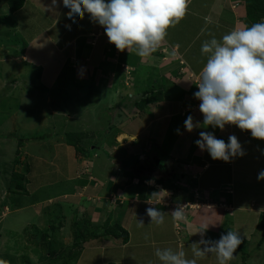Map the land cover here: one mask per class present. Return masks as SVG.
<instances>
[{"label": "rangeland", "instance_id": "1", "mask_svg": "<svg viewBox=\"0 0 264 264\" xmlns=\"http://www.w3.org/2000/svg\"><path fill=\"white\" fill-rule=\"evenodd\" d=\"M4 1L0 0V2ZM34 1L36 4L32 3L27 6L25 13L17 14L15 21L10 22L8 27H4L0 19V264H160L155 256V251L158 248L183 250L187 258L192 259L193 254L190 245H185L183 248L181 246L188 241L186 238H190L193 243L200 241V239H197L196 235L187 237L186 223L174 221L171 212L175 210L178 204L184 205L185 203H189V206L185 208L186 216L195 214L194 210L206 209L204 207H208L211 211L218 207L223 211L231 210V205L227 200L230 197L227 196L233 193L232 185L229 184V186L222 188V191L217 186H211V189L208 187L204 190L200 180L202 176L193 170L199 163L197 156L204 154L205 150L201 151L199 147H194L195 150L192 149V154L195 156L192 158L194 162L187 161L184 164L185 170H183L188 171L184 176L180 173L178 175L176 173L169 174L167 169H161L162 167L151 170L150 166H153L151 162L148 166L141 161L136 164L134 171H138L140 176L151 173L155 178L164 177L166 181L174 182L180 192L179 194L176 192L173 196L165 194L161 198L158 194L156 197H152L151 193L158 191L150 189L151 187L156 188L155 185L158 182L155 178L151 184H142L140 178L137 177L139 186L135 189V185L129 186L127 184L128 178L123 176L122 171L119 170L123 158L131 159L133 157H126V151L130 147H141L139 144L136 146L134 136L124 135L123 132L136 133L139 128L141 129L140 123H143L141 124L143 126L149 123L150 119L154 118V114L147 110L141 114L142 116L138 115L136 118L138 121H136L134 116L139 113V110H135L134 105L131 106L126 101L129 98L133 101L128 90L125 94H119L117 91L118 80L121 79V83L124 85L128 75V80L130 79L128 82L133 80V75H135L136 81L140 82V85H144L141 81H147L148 85L150 84L149 89L160 94L163 92L161 88L165 87L160 88V86L167 85L166 80L168 79L160 76L162 82L159 83L158 78L154 77H158V74L153 75L156 73L153 68L156 67L160 72L159 74L165 73L171 62L164 64L163 61L166 60L161 56L152 55L141 58L134 52L129 53L127 50L121 52L116 49L114 44L108 42V47L102 56V49L96 50L91 58V52L87 51L89 58L86 59L85 55L88 54H84V57H77V61L71 57L68 59L63 56L65 64L62 62L63 71L59 72L60 77L58 79L74 76L75 71H77L76 76L78 75L79 79L74 78L75 83H73L74 79H70L68 88L62 87V83L57 82V88L55 87L54 91H50V94L48 88L38 86L40 73L33 66L37 64L28 59L25 60L29 63L12 60L14 56L21 53L25 40L38 35L43 28L51 26L54 20L51 12H42V7L38 6L44 0ZM197 1L199 0L193 2L191 0L190 8H193ZM203 3H205L206 10L212 8V13L215 9L214 6L212 7L213 1L203 0ZM2 4L0 3V15L8 11L7 7L2 6ZM66 13L60 20L61 23L57 21L59 27H64L63 30L67 29L65 24L68 20ZM208 18L210 22L204 21L205 28L203 31L200 29L202 27H197L192 31L194 34L200 32L192 44L193 47L189 49L192 50V53L204 33L206 36L217 31L218 27L212 24L213 19ZM91 22L86 13L84 18L78 21L77 29L83 28L85 30ZM91 32H87L81 37H85L89 44H97L98 31ZM51 33L52 31H50ZM4 34H9L10 42L17 46L12 52H8L9 49L3 47L4 44L2 43H5ZM42 37H39L38 43L46 45V53L48 51L51 57L50 66L44 67L47 76L51 77L56 72L57 67L59 68L62 60L59 61V57H56L57 48ZM52 37L57 39L60 48L67 42L70 35L65 34L64 36L61 32L57 36L52 34ZM43 47L42 49H45ZM65 49L67 48L61 51L64 52ZM75 54L73 51L72 55ZM198 54L199 48L195 51V55L198 56ZM99 56L101 57L99 58ZM142 59H149V63L141 62ZM72 62L76 63L73 68ZM106 64H108V68L105 70ZM101 65H103L102 70L100 69ZM140 66H142L141 69ZM137 69H140L139 74H134L133 72L136 73ZM71 70H73L72 75L70 74ZM145 70L152 72V75L145 73ZM165 75L169 77L170 73ZM189 76L194 82L198 81V75L190 73ZM80 78H88L89 81ZM155 82L156 85H153L152 88L151 85ZM145 88L146 86L140 88L137 86V88L132 89L135 96L141 98V93ZM186 112L187 115L193 111L189 109ZM180 117L182 115L178 112L175 116L164 119L162 123L160 120L158 122V125L161 123L159 127L150 124L152 127L150 131L159 132L150 136L146 131L144 136H140L149 150L148 157L154 160V156L158 155L162 160L160 166H166L169 161L164 162L163 158L168 154L163 156L162 153L169 147L167 141L175 137L176 130L180 128ZM131 118L134 124L131 123L128 126ZM210 127L208 126L206 129L208 130ZM68 132L77 133V139L80 138L78 139L79 147L83 149V155L82 152L77 151V147L72 145H70L73 150L72 154L62 150V148L67 147L65 134ZM164 132L166 135H171L170 138L165 134L162 135ZM205 153L209 158V153L207 151ZM75 156L76 158L81 156L80 159H85L79 163L78 176L79 178L86 177L85 180L74 178L71 180L69 178V174L74 173V169L69 164L72 161L75 162ZM136 156L140 158L139 155L136 154ZM173 160L172 158L171 166L175 167L176 163ZM89 162L92 164L88 166ZM133 163L132 161L131 164ZM26 167H29L26 181L28 190L22 193L17 192L15 175L24 173ZM125 168L123 167V169ZM218 168L222 173L217 170ZM229 168L231 167L229 166ZM229 168L225 164L220 167L213 166L207 169L204 177L211 185H218V181L225 176L223 170L225 173L229 171ZM126 169L129 170V168ZM173 172L175 171L173 170ZM173 172L171 171V173ZM167 176L171 177L168 178ZM165 188L166 186L163 185L162 190ZM136 191L140 192L139 196H136ZM196 192L200 197L196 198L198 196ZM222 192L226 196L223 197ZM148 197L153 201H158V204L153 207L166 213L164 224L159 226L150 224V217L146 214V209L150 207V204L146 203ZM136 199L138 200L135 203L136 207L131 209V216L127 217L124 222L125 227L131 232V239L127 245L121 244V240L109 236L97 239L90 238L83 248L74 245L76 239L82 238L81 235L85 231V227H89L90 232H104L105 228L102 225L110 213L113 217L119 213H124L123 204L120 202H135ZM161 200L163 202L171 200V202L177 203L173 204L175 205L173 209L165 208L163 204H159ZM251 200L257 203L256 206L264 201V194L259 186ZM249 204L251 203L249 202ZM16 206H29L32 211L20 214L14 212ZM251 208L252 210L257 209ZM256 211L258 210L251 211L252 215L236 219L239 221H236L238 225L235 226L238 231L244 233L246 230L247 233L249 232L247 236L249 242L246 243V251L249 253V258L246 260L247 264H264V243L261 248H256L263 235V230L259 227L260 214ZM225 212L226 215L223 214L224 221L230 229L232 228V220L230 215ZM140 220H143V227L137 226ZM27 229H29L28 233ZM222 231V234H226L227 230L224 228ZM209 232L211 231L209 230ZM213 234L215 233L213 232ZM45 237L49 238L48 240L51 242L49 247H45ZM242 242L244 241L242 240ZM201 247L203 248V245ZM234 255L235 257L230 261V264H242L240 251L236 250ZM197 264H217V262L215 256L209 254L204 258L197 259Z\"/></svg>", "mask_w": 264, "mask_h": 264}, {"label": "crops", "instance_id": "2", "mask_svg": "<svg viewBox=\"0 0 264 264\" xmlns=\"http://www.w3.org/2000/svg\"><path fill=\"white\" fill-rule=\"evenodd\" d=\"M193 1L194 0H192V2ZM212 1H213L212 7L213 6L215 7V9L213 10L212 13H211L212 8H210L209 10L205 9V3H203V0L197 1L194 4L193 8H190V4H192V2H191L189 4L188 9H187V13H186L185 18H183L180 21V23L177 24L175 27H170L168 29V35H167L165 41H163L161 43V45L158 47V49L150 55V56L154 55L157 57L161 56V58L166 60V61H163L164 64H167L169 62H171L172 64L171 63H170V65L168 64L169 67L165 70V73L163 72L161 74H159L160 72L158 71V69H156V67L153 68L156 70V73L153 75L158 74L157 75L158 77L154 76L155 78H158V82L161 83L162 78L160 79V76H164V78L168 79V80H166L167 85L160 86V88L165 86L164 88H161V90L163 92L158 94V96H155L154 99L157 98V100H154L153 102H151L149 104V106L146 108V111L148 110L149 113L153 112L154 118L150 119V122L145 124L144 126L141 125L143 123H140L141 129L139 128L138 131H136V133L128 134L126 131L123 132L124 135H127V136L129 135V136L135 137L134 139L136 140V146H137V144L141 145V147H139V146L130 147L129 150L126 151V153H127L126 157L135 156L137 154L140 156V158L142 160H145V158L148 160L149 158H147V157L149 154H147V153L149 152V150L146 148L145 143L141 140L140 136H144L146 131L149 133L150 136L156 135V133L159 131H150V129L152 128L150 126V124H153V125L159 127V125L162 123V121L164 119L173 117L178 112H180L182 115V117H180V119H181V123L179 124L180 128H178V129L180 130V133L182 132L183 134H176V136L173 137L172 139H170V140L167 139L168 140L167 142H169V147H168V149H166L162 153L163 156L166 153L168 154L167 156H164V158H169L170 160H172V158L174 159L173 161L176 163V166L174 167L175 172H176L177 166L181 167L180 165H182L184 167V164L187 163L186 160L189 159V156L192 154L193 150H195V148L198 147L196 145L195 141L200 139V136H199L200 132H202V131L203 132H211L214 134V136L217 139H223L226 143L228 142V137L230 135H235L238 138V141L240 142L242 149L245 152V155H243L242 157L237 156L235 158H232L230 162H223L222 160H213L211 158L210 154H209V158H207L208 156H207V153H205L206 152V150H205L204 151L205 155L204 154H202L200 156L196 155L198 158H200V160H198L199 163H198L196 168H193V170L196 171L198 173V175L202 176V177L199 176L200 180H202L203 175L206 173L207 169H210L213 166L220 167V166H224V164H225L228 168H229V166L231 167V168H229V171L225 172L226 174L224 173V170H223V174L225 176L218 181V185L212 184L211 186L212 187H214V186L220 187V189L222 191V188L229 186V184L232 185L231 188L233 190V193L230 196H227V197H230V199L228 198L227 200H228V203L231 205V210H229V211L224 210V211H226L231 217V220H232L231 221V223H232L231 230L238 232L240 237L243 238L244 240H248L247 236L249 235V232L247 233L246 230H244V233H242L241 231H238V228H236L235 226L238 225V224H236V221L237 222H239V221L236 219L238 217L240 219H242L243 217H246L248 215H252L253 213H251V211H255V210H258L256 212H259L258 214L261 215V212L264 210V201L259 203L258 204L259 206H256L257 203L254 200H251L253 198L255 190L258 188V186L264 194V180H258L257 179L258 174L262 170H264V152H263L264 151V140H261V139L254 140L252 138L250 131H241L235 125H226L224 130H220L218 127L213 128L212 126L210 128H208V130L204 127H197V129H193L191 132H188L187 129L184 127V122L189 115H191L193 117L194 122H200L201 125L203 123V114L199 111L200 101L194 97V93L196 91H198V87L195 84L196 82H194V80H192V78L189 76L190 73H193V74L199 76V74H200V72L204 66V63L206 62V57L201 54L202 43L205 40H210L213 36L217 39H220L224 34H227L228 31L230 32L233 28H243L245 26L250 27L252 25V23L246 17L244 0H212ZM0 3H3L2 6L7 7L6 3H4V2H0ZM32 3L36 4V2L34 0H26L24 6L20 10L11 14V18L1 21L2 25L4 27H8L9 26L8 24H11L10 22L15 21V16L19 13H25V9L27 8V6L31 5ZM57 5L58 6H56L55 8H51L50 7L51 6V0H44L43 2H40V4H38V6L42 7V12H47V11L51 12L52 13L51 16L54 17L53 18L54 20L52 21L51 26H49L47 28H43L41 30V32L38 33V35H35L34 37H32L29 40H25L24 46H23L24 48H22L21 53L17 54L16 56H14L12 58V60H15V61L21 60L22 62L29 63L28 61L25 60V59H28L29 61H32L35 64H37V65H33V66H35L37 72L40 73V75H38V78H39L38 86L39 87L44 86L45 88H48V92L50 94H51L50 91H54L55 87L57 88V82H61L62 87L68 88L70 86V82H69L70 79H74V78H76V80L79 79L78 75L76 76L77 71H75L74 76L72 75L73 70L70 71L71 72L70 74L72 76H69V77L67 76L66 79H61V80L58 79L60 77V73L63 71L62 67L64 65L62 66V62L64 63V61H65V58L63 61V56L68 58V59L71 57L72 59L76 60L77 57H81V56L84 57V54H88L87 51H90L91 52L90 58H91L92 54L95 53L96 50L99 51L100 49L103 50L101 53V56H102L105 53V51L108 47V42H109L108 37L105 34L104 28L99 26L98 23L91 22L90 24L87 25V28L85 30L83 28L77 29L78 21L82 20L79 18V16L75 17V22L73 21V19H69L67 17L68 20L65 23L67 29L63 30L64 27L63 26L59 27L57 24V21H59V23H61L60 20L65 15V12L70 11V9L66 8L63 5L62 0H60V1L57 0ZM7 10H8V7H7ZM7 13H8V11H7ZM7 13H5V14H7ZM205 17H211L213 19L212 24L216 25L218 27L217 31L210 33L209 35H206V36L204 35L205 34L204 33L202 38L200 39V41L198 42L197 46L195 47V49L192 53L191 52L192 50L190 51L189 49L193 47L192 46L193 42H195L196 38L200 35V32L197 34H194V32H192V31H194L197 27L198 28L202 27L200 29L202 31L204 30V28H205V24H204ZM59 29H60V33L62 32V35H64V36H65V34L70 35V37L67 38V42H65L63 45H61L60 48H59V45L57 44V39H55V37H52V34H56V36L60 34ZM50 31H52L51 34H50ZM91 31H98L97 36H96L97 44H94V45L89 44V42L86 41L87 39L85 37H81V36H84L87 32L90 33ZM222 32H223V35H222ZM8 35L9 34L3 36L5 43H2V44H4L3 47H5L6 49H9L8 52H12L15 48H17V46L13 45L12 42H10ZM40 36H43L42 38H45L46 42L48 40V42H50L52 46H55L57 48L58 53H56V57H59L58 58L59 61L62 60L59 68L57 67L56 72H54L51 77L47 76L44 67L45 66L49 67L52 60H51L50 55L48 54V51L46 53V48H45L46 45L44 46V45H42V43L41 44L38 43L40 40L39 39ZM42 47L45 49H42ZM64 48H67V49H65L64 52H62L61 50H63ZM197 48H199L198 56L195 55V51ZM73 51L76 53L75 55H72ZM8 52H6V53H8ZM69 54H70V56L68 57ZM88 56H89V54L85 55L86 59L89 58ZM101 56H99V58ZM150 56H148V57H150ZM49 57H50V59H49ZM178 58H181L184 61V63L182 64L180 62V59H178ZM140 61L144 62V63H149L148 62L149 59H146V60L142 59ZM75 65H76V63L72 62V68ZM138 65H140V64H138ZM142 66H140V67L142 68ZM134 67L137 68V66H134ZM133 73H135V72H133ZM133 73H131V74H133ZM167 73H170L169 77H167L165 75ZM125 75L127 76V74H125ZM128 76L126 78L127 79L126 82L124 83V85L126 84V86H124L121 83V79L118 80L119 86L117 87L118 88L117 91H119V94H125L128 90V92H130L129 93L130 96L133 99H137V97L134 94V90L132 88H137V86H138V88H140L142 86H146V88L144 90H146L147 88H150L149 87L150 84L148 85L147 81H141L144 83V85H140L141 83L136 81L135 75H133V80L128 82L130 80V79L128 80ZM64 77H66V76H64ZM80 79L85 80V81H89L88 78L87 79L80 78ZM197 79H199V77H197ZM73 83H75V79H74ZM173 84H174V86L177 85L182 90H184V92L182 93L183 98H181V96H179L177 94V92H179V91H177V92L175 91ZM153 85H156V82L153 83L151 86H153ZM140 91H143V90H140ZM174 93H176L178 97H176L174 95ZM138 95H139V93H138ZM126 101L131 106H133L132 100L130 98H129V100H126ZM188 108L190 110H192L193 112L186 115V113H187L186 111L189 110ZM134 109L136 110V107ZM134 117H135V119L138 118L137 115ZM160 120H161V123L158 125V122ZM136 121H138V119H136ZM131 123L134 124V121L132 118H131L130 122L128 123V126ZM123 134H121V135H123ZM163 134L166 135L165 132L162 133V135ZM166 136H168V138H170L169 136H171V135L167 134ZM147 137H149V136H147ZM181 140H183V141H181ZM153 146H155V145H153ZM160 149H161V147H160ZM62 150L65 152L67 151L66 153H71L73 151L72 147L68 144H67V147L62 148ZM160 151H162V150H160ZM86 155H87V153H86ZM69 156H71V155H69ZM191 156L193 158L194 155H191ZM80 157L76 158V156H75L74 157L75 162L72 161L69 164V166H71L74 169V173L72 175L69 174L70 179L71 178H74L77 180H85L86 179V177L85 178L81 177L83 179L78 177L79 176V168H80L79 163L80 162L82 163V161L85 160L83 158L80 159ZM147 162H151V159H149ZM189 162H191L190 159H189ZM160 163H161V161L160 162L158 160L156 161V164L159 166V168L162 167L164 169L165 166L164 165L160 166ZM84 164H85V162H84ZM90 164H92V162H89L88 166ZM167 165H168V162H167ZM76 166H77V168H76ZM82 167L84 168V165H82ZM214 169H216V168H214ZM217 170L220 173H222L220 168H218ZM167 171L169 174L175 173V172H173V169L171 170L168 167H167ZM171 171L173 173H171ZM167 177L170 178L171 176H167ZM136 179H137V177L133 181V184L136 186L135 189L138 188L137 186L139 183ZM152 180H154V178H152L150 181H152ZM148 181L149 180H146L145 182L147 183ZM87 185H88V183H87ZM155 186L158 190L157 192H160L162 190V186H163L162 184L156 183ZM163 191H165V192L159 193L161 198L163 196H165V194L170 195V196L171 195L173 196L176 192H178V194H179L180 189H178V187H176V188L170 187L169 188L168 186H166L165 190H163ZM238 192H240V193H238ZM135 194H136V196H137V194L140 195V192L136 191ZM221 195L223 197L226 196L224 194V192H222ZM148 199H150V197H148ZM231 199H232V201H231ZM249 202L251 204H249ZM135 203H137V201ZM154 203L155 204L150 205V207L156 206L158 204V201H156V202L154 201ZM176 203L177 202H171V200H167L164 202L161 200L159 202V204H161V205L163 204L165 206V208H172V209L175 206L173 204H176ZM251 207H254L257 209L252 210ZM204 208H206V209H203L201 211H199L200 209L197 211L194 210L193 212L194 213L196 212V213L193 215L188 214L187 221L185 222L186 223L185 232L188 234L187 237H189L191 235L201 236L199 233H196V234H194V233L200 228V226L203 223H209L210 224L208 230H210L211 232L212 231L213 232H219V231L222 232V230H224V228H226V230L229 231V228H228L229 226H226V227L223 226V221L225 220L224 215H226V214H224L223 210L218 209L219 207L215 208L213 211H211L208 207H204ZM14 209L16 210L14 212H19L20 214H23V213L25 214L26 212L32 211L29 206H21V207L16 206V207H14ZM4 214L10 215L11 213H4ZM212 224H214V225H212ZM211 232L207 236L204 233L203 238L214 240V235ZM243 235H245V236H243ZM186 239H188V241H192L190 238H186ZM189 243H191V242H185V243H183L182 246L184 247L185 245H191ZM124 245H127V244H124Z\"/></svg>", "mask_w": 264, "mask_h": 264}, {"label": "clouds", "instance_id": "3", "mask_svg": "<svg viewBox=\"0 0 264 264\" xmlns=\"http://www.w3.org/2000/svg\"><path fill=\"white\" fill-rule=\"evenodd\" d=\"M70 9L66 13L69 19L89 15L92 22L104 28L108 41L116 49L134 52L145 58L155 52L168 35V29L175 27L185 18L190 0H62ZM57 0H51L55 8ZM206 22H210L205 17ZM70 27V26H69ZM201 54L206 62L195 83L198 91L194 97L200 101L199 111L203 114V123L194 122L189 115L184 127L188 132L194 128L212 126L224 130L226 125H235L241 131H250L255 139L264 140V20L250 27L233 28L220 39L214 36L205 40ZM180 62L184 61L180 58ZM177 134L180 130L177 129ZM196 145L206 150L213 160L230 162L232 158L245 155L238 138L228 137L226 143L217 139L211 132H200ZM264 180V170L258 176ZM151 184L153 181H148ZM160 192L151 193L156 197ZM198 194V192H196ZM197 197H200L199 194ZM196 197V198H197ZM197 201V200H196ZM156 202V201H155ZM199 202V201H198ZM146 203L155 204L147 199ZM186 204V203H185ZM177 205L171 212L176 222H186L185 208ZM146 214L151 223L164 224L165 212L148 207ZM209 223H203L194 233L201 239L190 245L193 258L189 259L183 250L172 248L156 249L155 256L160 264H197V259L212 254L217 264H230L237 248L242 243L238 232L230 230L221 234L219 240L204 239ZM214 225V224H212ZM143 227V220L138 221ZM147 238V237H146ZM203 245V248L201 247Z\"/></svg>", "mask_w": 264, "mask_h": 264}, {"label": "trees", "instance_id": "4", "mask_svg": "<svg viewBox=\"0 0 264 264\" xmlns=\"http://www.w3.org/2000/svg\"><path fill=\"white\" fill-rule=\"evenodd\" d=\"M26 0H5L4 3H6L7 7H8V13L7 11L2 13L0 15V19L5 20V19H9L11 18V14H13L14 12L20 10L24 4H25ZM244 6H245V10H246V17L247 19L253 24L256 22H260L261 20L264 19V0H244ZM7 13V14H5ZM5 14V15H4ZM105 70L108 68V64L105 65ZM100 69H103V65H101ZM141 69V67H140ZM138 69L136 71V73L134 74H139V70ZM151 70V69H149ZM145 73H150L149 71L145 70ZM153 88V86H151ZM173 87L175 88V91H179L177 92V94L179 96H181V98H183V92L184 90H182L179 86L173 84ZM150 93H152V96H150ZM176 93H174V95L176 97L177 96ZM158 96L157 93L154 92V90H151L149 88H147L146 90H144L141 94V98L137 97V99H133L132 104L136 107L137 110H139V113H136V115H141L142 113H144L146 111V108L148 107V105L153 102L154 100H157V98L154 99V97ZM142 116V115H141ZM80 139V138H78ZM77 139V133H71L68 132L65 134V141L67 144L72 145L77 147V151L78 152H82L83 154V149L79 147V140ZM193 155V154H191ZM189 156V159L191 162H194L192 159V156ZM156 157V158H155ZM152 160L151 157H147L149 159H151V163L153 164V166L151 167V170H157L160 169L159 166L156 164V161L158 160L159 162L162 161L160 160V158L157 156H155ZM195 156H193L194 158ZM148 159V160H149ZM189 159H187L186 161H189ZM146 158L145 160H142L141 158H139L138 156H133L131 157V159H122V166L119 165V170L122 171L123 176H125L126 178H128V185H134L133 184V179L136 177L140 178V183H146V180H151L152 178H155L154 175L150 174H143V175H139L137 172L138 171H134L136 164L139 163V161H141L144 165L148 166L149 162ZM169 160V161H168ZM199 160V158L197 159ZM134 162L133 164H131V162ZM168 161V166L166 165L164 167V169H167L166 167H168L169 169H173L174 167L171 166L172 161L169 158H164V162ZM181 167H176V175H178V173L182 174L183 176L186 174V172L188 171H184V167L182 165H180ZM123 167L129 168V170H127L126 168L123 169ZM163 169V168H161ZM184 169V170H183ZM179 170V171H178ZM29 172V167H26V171L24 173H19L15 175V182H16V191L17 192H23V191H27V186H26V181H27V174ZM153 172V171H151ZM206 174V173H205ZM204 174V175H205ZM152 175V176H151ZM203 175V179L201 180L203 183L202 188L205 190V188L211 189V183L206 180V178ZM189 177L191 179H193V177L191 175H189ZM157 180L158 183L163 184L165 186H168L169 188H174L175 183L174 182H168L165 180L164 177H156L155 178ZM204 180V181H203ZM195 182V181H194ZM197 184V183H196ZM195 184V185H196ZM202 185V184H201ZM139 186V184H138ZM197 186V185H196ZM150 189H152L153 191L157 190L155 187H151ZM202 189V190H203ZM151 191V190H150ZM204 192V191H203ZM202 193V192H200ZM139 196V194H137ZM138 202V200H136ZM135 201V202H136ZM135 202H130V201H121L120 203L123 204L122 207L124 208V213H119L118 215H116L115 217H113V215H111V213L109 214V216L105 219V221L103 222L105 231L104 232H90V228L89 227H85V231L83 232V234L81 235L82 238L76 239L74 242V245L76 247H80L83 248L84 244L87 243L90 238H101V237H111L113 239L116 240H121V244H127L128 242H130L131 239V232L125 227L126 224H124V222L126 221V218L131 216L130 213L132 212L131 209H134L135 206ZM223 226L226 227L227 224L225 221H223ZM259 227L263 230V235L262 237L259 239L257 247L256 248H261L263 243H264V211L261 213L260 215V219H259ZM179 228V225H178ZM27 229V233H28ZM231 230V228L229 229V231ZM223 232V231H222ZM221 231L219 232H214V239L215 240H219L221 234ZM228 231H226L227 233ZM209 230L206 231V236L209 234ZM197 236V235H196ZM205 236V237H206ZM241 238V237H240ZM49 238H44V244L45 247H49L51 242H49L48 240ZM197 239H201V236H197ZM241 240H243L244 242H242L239 247L237 248L238 251H240L241 253V260L243 261L242 264H247L246 260H248L249 258V253L246 251V243L249 242V240H244L243 238H241ZM187 242H191V241H187ZM193 242L189 243L192 244ZM183 248V246L181 247ZM236 264V263H235Z\"/></svg>", "mask_w": 264, "mask_h": 264}, {"label": "built area", "instance_id": "5", "mask_svg": "<svg viewBox=\"0 0 264 264\" xmlns=\"http://www.w3.org/2000/svg\"><path fill=\"white\" fill-rule=\"evenodd\" d=\"M198 198V197H197ZM197 203H199L198 201H197ZM189 203H186V204H184V205H188ZM196 204V203H195ZM195 204H194V206H195ZM150 205H152V204H150Z\"/></svg>", "mask_w": 264, "mask_h": 264}]
</instances>
